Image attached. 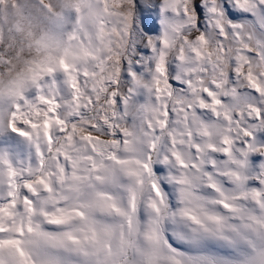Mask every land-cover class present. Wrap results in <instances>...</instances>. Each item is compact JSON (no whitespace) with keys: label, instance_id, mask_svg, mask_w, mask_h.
I'll use <instances>...</instances> for the list:
<instances>
[{"label":"snow or ice","instance_id":"6c2138e0","mask_svg":"<svg viewBox=\"0 0 264 264\" xmlns=\"http://www.w3.org/2000/svg\"><path fill=\"white\" fill-rule=\"evenodd\" d=\"M0 264H264V0H0Z\"/></svg>","mask_w":264,"mask_h":264}]
</instances>
